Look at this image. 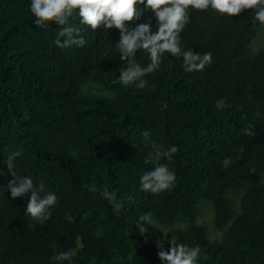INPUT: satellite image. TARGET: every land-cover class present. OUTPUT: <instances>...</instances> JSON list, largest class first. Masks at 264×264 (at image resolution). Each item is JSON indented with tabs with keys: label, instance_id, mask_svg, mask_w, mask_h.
Listing matches in <instances>:
<instances>
[{
	"label": "trees",
	"instance_id": "16d2710c",
	"mask_svg": "<svg viewBox=\"0 0 264 264\" xmlns=\"http://www.w3.org/2000/svg\"><path fill=\"white\" fill-rule=\"evenodd\" d=\"M30 5L0 0V264H68L53 257L70 248L71 264H161L163 234L199 247L197 264H264V25L254 10H190L181 46L210 52L212 63L187 72L166 53L141 89L116 82L129 66L119 30L92 31L76 16L86 43L60 48L59 26L38 28ZM140 7L129 28L157 31L154 12ZM135 59L150 63L143 50ZM153 143L178 148L161 160L175 186L155 194L140 185ZM17 151V174L58 198L43 223L26 213L28 196L13 199L8 189L7 160ZM104 190L123 205L119 214ZM143 214L151 224L141 235Z\"/></svg>",
	"mask_w": 264,
	"mask_h": 264
},
{
	"label": "clouds",
	"instance_id": "9594fccd",
	"mask_svg": "<svg viewBox=\"0 0 264 264\" xmlns=\"http://www.w3.org/2000/svg\"><path fill=\"white\" fill-rule=\"evenodd\" d=\"M150 9L155 14L157 31L153 32L150 23H139L134 28H129V22L138 21L141 17V7ZM206 11L212 9L228 17L239 15L244 10H254L255 20L264 25V0H31L30 11L35 17L38 28H46L50 23L59 26L57 38L54 43L57 47L66 48L72 45L83 46L86 41L80 35L81 29L72 23L78 16L82 25L90 26L92 31L103 28L104 31L117 29L120 32L119 42L116 44L120 52V59L127 61L128 67L120 72L117 83L122 86L135 84L143 89L147 81L143 77L159 69L165 54L182 58L184 69L187 72L203 71L205 66L212 63V54L185 50L181 46L180 34L190 22V10ZM63 38V39H61ZM145 51L149 54L150 63L141 67L136 63V53ZM223 99L217 101V108H224ZM142 135L147 140L150 131ZM245 135H255L251 129H245ZM152 151L148 153L144 163L151 164V170L145 172L140 178L142 190L151 193H160L171 190L175 186L176 175L170 170L168 163H161L162 159L171 161L173 154L178 152L176 146L164 150L163 146L152 144ZM19 151L9 155L7 167L13 179L8 183L13 199L28 196L26 213L34 220L43 223L51 218V209L58 202L53 192L44 191L40 183L34 186L33 179L28 176L18 175L15 170L14 160L20 156ZM230 161L226 159L224 164ZM90 191H96L95 185H85ZM101 195L113 206L119 214L123 205L116 199L114 192L104 190ZM145 224H151L148 214L138 218L137 228L141 235L148 231ZM157 241L158 257L161 264H197L199 247L189 248L177 243L176 237H168ZM165 241L170 248L165 250ZM77 255V249L70 248L57 253L54 261H68Z\"/></svg>",
	"mask_w": 264,
	"mask_h": 264
},
{
	"label": "rangeland",
	"instance_id": "374dc122",
	"mask_svg": "<svg viewBox=\"0 0 264 264\" xmlns=\"http://www.w3.org/2000/svg\"><path fill=\"white\" fill-rule=\"evenodd\" d=\"M204 223L206 224V226H209L211 233L215 234V232L213 231L214 230L213 223L211 225V215L208 212L204 213ZM209 228H207L208 231H209ZM210 231H209V236H210L211 239H213V237L211 236Z\"/></svg>",
	"mask_w": 264,
	"mask_h": 264
}]
</instances>
